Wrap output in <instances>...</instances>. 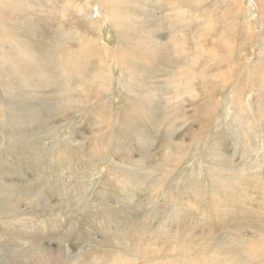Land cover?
I'll return each mask as SVG.
<instances>
[{"label": "rangeland", "instance_id": "obj_1", "mask_svg": "<svg viewBox=\"0 0 264 264\" xmlns=\"http://www.w3.org/2000/svg\"><path fill=\"white\" fill-rule=\"evenodd\" d=\"M0 21L30 43L0 46L21 58L0 63V264H264V0H0ZM63 44L101 57L63 79L70 114Z\"/></svg>", "mask_w": 264, "mask_h": 264}, {"label": "bare ground", "instance_id": "obj_2", "mask_svg": "<svg viewBox=\"0 0 264 264\" xmlns=\"http://www.w3.org/2000/svg\"><path fill=\"white\" fill-rule=\"evenodd\" d=\"M84 1V0H83ZM8 3V2H7ZM72 3V2H71ZM1 5H2V7H4V5H5V1L4 2H1ZM82 6V5H81ZM7 7V6H6ZM177 7V6H176ZM7 8H9V7H7ZM85 8V7H84ZM107 9V8H106ZM11 11H15V10H11ZM198 13V12H197ZM150 14V13H149ZM114 15V14H113ZM115 16V15H114ZM182 16V15H181ZM65 17V16H64ZM184 17V16H183ZM180 18V17H179ZM75 19V18H74ZM137 19V18H136ZM142 19V18H141ZM2 21H0V23H1ZM50 23V22H49ZM2 24H3V22H2ZM51 24V23H50ZM62 24V23H61ZM72 24V23H71ZM64 25H62V27H63ZM70 26V25H69ZM11 27H13V26H11ZM60 27V26H59ZM68 27V26H67ZM23 27H21V29H22ZM128 28V27H127ZM29 31V30H28ZM74 31V30H73ZM80 31V30H79ZM173 31V30H172ZM35 32V31H34ZM72 33V32H71ZM78 33H80L79 35H81V31L80 32H78ZM62 35V34H61ZM64 35V34H63ZM66 35H68V34H66ZM74 35H75V33H74ZM124 35V34H123ZM31 36V35H30ZM66 37H68V36H66ZM65 37V38H66ZM73 37V36H72ZM71 37V38H72ZM81 37V36H80ZM90 37V36H89ZM138 36H133V38H135V39H137L138 40V38H137ZM5 39H1L0 38V46H1V44L3 43V42H5V41H7V42H10V43H12L13 45H15V46H17L19 49L21 48H24L25 47V45L26 46H29V44L27 45V42H26V40L24 41V40H22V39H18V38H13V37H10V38H6V37H4ZM58 38V37H57ZM61 38V37H60ZM64 38V37H63ZM91 38V37H90ZM127 38V37H126ZM132 39V38H131ZM80 40V39H79ZM127 40V39H126ZM140 40V42H141V44L142 43H146V39H139ZM151 40V39H150ZM183 40V39H182ZM60 41H63V40H60ZM67 41V40H66ZM95 41H97V40H95ZM184 41V40H183ZM2 42V43H1ZM64 43H65V41H63ZM6 43V42H5ZM8 45V44H7ZM11 45V44H10ZM56 45H57V43H56ZM183 45V44H182ZM4 47V46H3ZM32 47V46H31ZM26 48H28V47H26ZM55 48V47H54ZM56 48H58V50L56 51V53H57V58H56V61H58V63H59V65H60V75L62 76V84H63V86H65V88L63 89V88H61V90H59V92H60V94H61V97L62 96H67V97H63V98H60V102H59V107H58V109H59V111H62L63 113H68V114H70V113H72V111L74 110L73 109V107H74V104L72 103V99L74 98V96H75V94L73 93L74 91H75V89H76V86L74 87V86H72V85H69L67 82H65L63 79L66 77V76H69V77H71L72 79H73V76L72 75H74L75 73L78 75V77H81L82 78V75H83V77H84V79L82 78V80H86L85 82L87 83V82H89V80L87 81V74H86V71H85V65L84 64H81V61L82 60H85V59H88L89 61H90V59L92 58V57H94V54H95V56H97L98 54H97V52H96V50H94L93 52H92V54L90 53V51L89 50H85V49H83L82 50V52H81V54H80V51H77V50H73V48H72V46H66L65 44H63V45H61V46H59V47H57L56 46ZM0 49H1V47H0ZM10 50H12L11 48H10ZM29 50H30V48H29ZM151 50V49H150ZM13 51V50H12ZM11 51V52H12ZM107 51V50H106ZM183 51V50H182ZM17 52H18V50H17ZM112 52V51H111ZM176 52V51H175ZM5 53H7L6 51L5 52H3V54H5ZM107 53H108V51H107ZM107 53H106V55H107ZM16 55H17V53H15ZM103 54V53H102ZM105 54V53H104ZM103 54V55H104ZM176 54V53H175ZM110 55V54H109ZM154 55H156L155 53H154ZM40 56V55H39ZM115 56V55H114ZM120 56H122V57H120V59L119 60H121V63L123 64H126V63H129L130 61L134 64L135 62H139V60L136 58V59H134V57H133V60H132V58H130V57H127V55L125 56V55H120ZM81 57L83 58V59H81ZM98 57V59L100 60V56L98 55L97 56ZM100 57V58H99ZM107 57V56H106ZM109 57V56H108ZM118 57V56H117ZM17 58L18 59H20L21 60V58L19 57V56H16V57H14L13 59L12 58H10L7 54L5 55V56H0V63L2 64V63H5V62H10L11 64H13V65H15V68H14V74L16 73V75L17 74H19L20 72H19V70H18V63H17ZM38 58V57H37ZM141 58V57H140ZM15 59V60H14ZM108 59V58H107ZM115 59H117V58H115ZM148 59H150L149 57H148ZM197 59V58H196ZM20 60H18V62L20 61ZM25 60V59H24ZM114 60V59H113ZM118 60V59H117ZM118 60V62H120ZM197 61V60H196ZM16 62V63H15ZM26 62V61H25ZM142 62V61H141ZM187 62V61H186ZM103 63V62H102ZM132 63H129V64H132ZM17 64V65H16ZM105 65V64H104ZM6 66V65H5ZM8 66V65H7ZM12 67V66H11ZM179 68V67H178ZM234 68H235V66H234ZM0 69H1V67H0ZM79 69H80V71H79ZM237 69V68H236ZM3 70V69H2ZM195 71H197V70H195ZM237 71V70H236ZM81 72V73H80ZM11 73V72H10ZM13 73V72H12ZM191 73V72H190ZM154 74H155V72H154ZM167 74H169V73H167ZM207 74V73H206ZM94 75H95V78L94 79H96V81L99 83L100 82V78H101V76L99 75H97V74H95L94 73ZM136 75V74H135ZM134 75V72L132 73V77H134L135 76ZM192 76H194V75H192ZM20 77V76H19ZM164 77H165V75H164ZM158 77L156 76V79H157ZM193 78V77H192ZM22 79V78H21ZM46 79V78H45ZM48 79V78H47ZM51 79V78H50ZM53 79V78H52ZM90 80H91V78H89ZM186 78H183V76L180 78V80L178 81V82H176V88H178L179 86H181L182 85V83L184 82V80H185ZM58 80V79H57ZM141 80V79H140ZM152 80V79H151ZM49 80H47V82H48ZM93 81V80H92ZM139 80H136V83H139L138 82ZM189 81V80H188ZM60 82V81H59ZM94 83H95V81H93ZM142 82H143V80H142ZM139 83V86H141L140 88H144V87H146V89H148L147 91H150L149 93H147V91L145 92V94H144V97H143V99H140V103L139 104H136V103H133L132 105L134 106V107H138V108H140V109H142L143 110V108L144 107H146L145 106V102H144V100H147L148 101V97H146L147 95H149V96H153V95H155L153 92H156L155 90H153V89H151V88H148V87H154V86H150V85H154V84H144L143 85V83ZM153 82V81H152ZM155 82V81H154ZM156 82H157V80H156ZM165 82V81H164ZM163 82V83H164ZM25 83V82H24ZM51 83H53V85H57L58 84V82H56V80H55V82H51ZM97 83V84H98ZM102 83V82H101ZM105 83V82H104ZM45 84V83H44ZM165 84V83H164ZM46 85V84H45ZM76 85H77V83H76ZM85 85V84H84ZM84 85H83V87H84ZM91 85V84H90ZM100 85V84H99ZM96 86V85H95ZM100 86H103V85H100ZM133 86V85H132ZM156 86H158V84L156 85ZM161 86V85H160ZM20 87V86H19ZM67 87V88H66ZM81 87V86H80ZM131 87V86H130ZM134 87V86H133ZM167 87V86H166ZM170 87V86H169ZM182 87V86H181ZM185 88H187V89H189V93H188V95L190 94V96L194 99L195 98V96L199 93L198 92V90H197V88L196 87H194L193 85H187V84H185V86H184ZM139 88V87H138ZM201 88H204L203 87V85H201ZM86 89V88H85ZM89 89V88H88ZM93 89V88H92ZM105 89V88H104ZM183 89V88H182ZM39 90V89H38ZM158 90V89H157ZM57 91V90H56ZM86 91V90H85ZM86 92H88V91H86ZM180 92V91H179ZM186 92V91H185ZM58 93V92H57ZM92 93H93V91H92ZM197 93V94H196ZM87 94V93H86ZM100 94V93H99ZM90 95V94H89ZM102 95V94H101ZM200 95V94H199ZM198 95V96H199ZM92 96V95H91ZM97 96V95H96ZM197 98V97H196ZM79 101H81V100H79ZM79 101H78V103L77 104H79ZM152 101V99L150 100L149 99V101H148V103L149 102H151ZM102 102V101H101ZM100 101L98 102L99 104H97V105H94L93 104V106L91 107L92 108V112L94 111V112H97V113H102V112H104V111H106V109L107 108H104V104L103 103H101ZM137 105V106H136ZM83 108L84 109H86L87 110V106L86 105H84L83 106ZM111 108V107H110ZM151 108V107H150ZM150 108L149 109H146V110H143V112L145 113V112H147V111H150ZM201 106L198 104V106L197 107H195V109H196V111H195V114H194V122H199V123H201V125H200V127L201 128H203L202 130H204L207 126L205 125V120L207 119V117H208V114L205 112V111H202L201 113H200V111L199 110H201ZM199 109V110H198ZM217 109V108H216ZM180 110V109H179ZM178 110V111H179ZM82 110H80V112H81ZM110 109H109V113H110ZM171 111V110H170ZM86 112V111H85ZM151 112V111H150ZM87 113V112H86ZM106 113H108L107 111H106ZM136 112L135 111H132V114H135ZM138 113V112H137ZM198 114V115H197ZM197 115V116H196ZM153 117V116H152ZM152 117H150V118H152ZM189 117V116H188ZM90 118V117H89ZM138 118V117H137ZM135 119V118H134ZM153 119V118H152ZM172 120V119H171ZM166 121V120H165ZM103 123H105V121L103 122ZM130 123V122H129ZM167 123V122H166ZM169 123V122H168ZM193 124V123H192ZM97 125V124H96ZM99 125V124H98ZM97 125V126H98ZM135 126V125H134ZM187 126V125H186ZM50 127V126H49ZM167 127V126H166ZM138 129V128H137ZM167 129V128H166ZM138 132V131H137ZM158 132V131H157ZM169 131H167V133H165V135H169ZM195 133V132H194ZM81 134V133H80ZM173 135V134H172ZM195 136V135H194ZM195 138V137H194ZM102 145V144H101ZM173 145V144H172ZM187 145V144H186ZM185 147V146H184ZM82 152V151H81ZM121 159V158H120ZM143 161V160H142ZM168 162V161H167ZM125 163V162H124ZM164 167V166H163ZM135 168V167H134ZM136 169V168H135ZM156 172V171H155ZM141 177V176H140ZM161 184V183H160ZM129 237V236H128ZM263 237V236H262ZM259 243V242H258ZM261 247V246H260ZM254 248V247H253ZM262 249H263V247H261ZM256 250V249H255ZM257 250L259 251L260 249H258L257 248ZM261 251V250H260ZM247 252V251H246ZM255 255V254H254Z\"/></svg>", "mask_w": 264, "mask_h": 264}]
</instances>
